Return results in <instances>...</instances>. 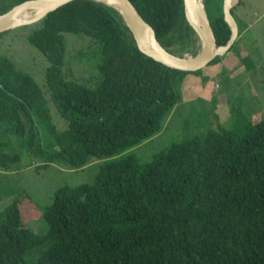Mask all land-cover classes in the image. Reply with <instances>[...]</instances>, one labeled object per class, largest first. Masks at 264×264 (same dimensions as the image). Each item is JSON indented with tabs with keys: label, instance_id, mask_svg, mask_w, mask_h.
<instances>
[{
	"label": "trees",
	"instance_id": "16d2710c",
	"mask_svg": "<svg viewBox=\"0 0 264 264\" xmlns=\"http://www.w3.org/2000/svg\"><path fill=\"white\" fill-rule=\"evenodd\" d=\"M25 1L0 0V15ZM128 1L167 52L198 53L183 0ZM222 2L203 0L217 47L232 35ZM18 28L48 65L41 87L0 51V170L18 169L23 150L44 167L106 160L92 183L58 188L40 224L30 226L17 200L3 208L0 264H264V117L240 129L218 125L141 163L124 151L160 131L182 99L179 82L201 68L145 55L115 9L90 0ZM65 34L96 44L92 87L65 73ZM50 103L65 128L52 120Z\"/></svg>",
	"mask_w": 264,
	"mask_h": 264
},
{
	"label": "rangeland",
	"instance_id": "374dc122",
	"mask_svg": "<svg viewBox=\"0 0 264 264\" xmlns=\"http://www.w3.org/2000/svg\"><path fill=\"white\" fill-rule=\"evenodd\" d=\"M224 5L222 2V10ZM233 12L239 34L233 51L198 73H187L177 89L182 99L174 105L160 131L124 153H131L141 163L148 162L173 142L205 134L218 125L240 129L246 122L264 117V0H241ZM26 33L23 28L5 33L0 38V51L42 87L48 60L23 37ZM64 39L65 73L81 85L92 87L99 62L96 44L82 35L65 34ZM247 56L249 62L242 61ZM48 107L58 129L65 128L64 118L51 103ZM29 158L23 150L18 169L0 170V211L17 200L24 218H32L28 220L30 226L42 222V212L52 203L58 188L92 183L99 165L106 160L94 158L81 169H71L58 163L39 166L41 162H30Z\"/></svg>",
	"mask_w": 264,
	"mask_h": 264
},
{
	"label": "water",
	"instance_id": "95a60500",
	"mask_svg": "<svg viewBox=\"0 0 264 264\" xmlns=\"http://www.w3.org/2000/svg\"><path fill=\"white\" fill-rule=\"evenodd\" d=\"M74 0H28L12 7L0 15V33L18 27L37 23L49 13ZM112 7L120 16L122 24L135 41L138 50L162 64L186 71L204 67L212 58L222 56L237 40L238 30L230 14L240 0H224L223 18L228 24L230 38L225 46L217 47L212 28L203 5V0H183L184 17L198 39L199 51L195 56H178L167 52L156 40L152 27L143 20L128 0H90ZM26 11L29 16L23 20L15 17Z\"/></svg>",
	"mask_w": 264,
	"mask_h": 264
},
{
	"label": "bare ground",
	"instance_id": "6f19581e",
	"mask_svg": "<svg viewBox=\"0 0 264 264\" xmlns=\"http://www.w3.org/2000/svg\"><path fill=\"white\" fill-rule=\"evenodd\" d=\"M29 16V13H27L26 11L19 13L15 18L17 20H23L26 19Z\"/></svg>",
	"mask_w": 264,
	"mask_h": 264
},
{
	"label": "crops",
	"instance_id": "0c3cea01",
	"mask_svg": "<svg viewBox=\"0 0 264 264\" xmlns=\"http://www.w3.org/2000/svg\"><path fill=\"white\" fill-rule=\"evenodd\" d=\"M240 2H241V0H240ZM239 4H240V3H239ZM239 4H238V5H239ZM238 5H237V6H238Z\"/></svg>",
	"mask_w": 264,
	"mask_h": 264
}]
</instances>
